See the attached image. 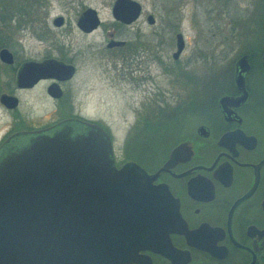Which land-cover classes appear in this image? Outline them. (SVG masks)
Here are the masks:
<instances>
[{"label": "flooded vegetation", "instance_id": "flooded-vegetation-1", "mask_svg": "<svg viewBox=\"0 0 264 264\" xmlns=\"http://www.w3.org/2000/svg\"><path fill=\"white\" fill-rule=\"evenodd\" d=\"M147 14L145 20L152 24L154 17L149 22ZM139 15L128 23L112 17L104 27L102 52L108 59L99 64L110 72L111 84L121 83L120 93L99 88L95 74L81 73L78 60L92 43L78 48L51 38L26 50L23 44H0L11 53L10 61L0 58L10 69L8 81L0 82V143L18 131L44 129L51 134L66 119L95 123L109 138L114 166L133 162L142 168L155 186V203L163 208L153 225L131 227L126 236L132 241L109 243L108 254L123 248L135 253L136 259L126 264H264L262 48L256 58L241 52L248 63L243 88L233 79V61L228 88H208L197 95L188 60L180 62L185 44L173 55L175 34L174 44H160L156 31L152 42H110L117 39L116 24L133 23ZM64 22L63 17L56 26ZM100 23L88 31L77 28L90 33ZM40 32L37 36L44 38L47 30ZM48 60L71 70L32 64L20 72L25 62ZM181 74L185 93L174 88ZM162 75L169 76L165 85ZM107 107L116 111L120 126L113 127L100 115ZM72 124V133L80 132L81 125ZM139 180L134 182L141 189Z\"/></svg>", "mask_w": 264, "mask_h": 264}, {"label": "water", "instance_id": "water-1", "mask_svg": "<svg viewBox=\"0 0 264 264\" xmlns=\"http://www.w3.org/2000/svg\"><path fill=\"white\" fill-rule=\"evenodd\" d=\"M140 9L137 0H113L110 12L128 23ZM62 18L56 15L53 24L59 25ZM147 20L152 21V14H147ZM98 23L91 6L84 7L76 19V26L84 31ZM110 42L122 44L124 40L111 38ZM175 44L174 56L184 44L179 31ZM0 58L10 61V51L0 48ZM261 58L264 64V40ZM32 64L61 65L51 60L28 61L20 72ZM61 66L71 70L70 65ZM247 69V54L237 55L233 79L238 88H243ZM72 123L81 125H77L80 132L72 133ZM56 126L51 134L44 129L13 132L0 143V264H126L135 260V253L124 248L113 254L107 250L109 243L132 241L126 236L131 227L153 225L163 212L153 198L150 176L133 162L116 168L109 138L99 125L66 119ZM134 179H140L141 189Z\"/></svg>", "mask_w": 264, "mask_h": 264}, {"label": "rangeland", "instance_id": "rangeland-1", "mask_svg": "<svg viewBox=\"0 0 264 264\" xmlns=\"http://www.w3.org/2000/svg\"><path fill=\"white\" fill-rule=\"evenodd\" d=\"M41 1L43 3L42 7H38V16L34 15L24 25L17 27L15 25V16H12L11 19H6L5 23L0 24V44H5L9 48L16 44H23L26 50L29 45L44 44L43 41L49 42L51 38L60 41L62 44H72L78 48H83L84 44L92 43L94 46L88 51L84 48L83 56H80L78 60L79 64H81V73L95 74L99 88L105 87V89L109 88L113 92L118 91L120 93L122 91L121 83L114 82L111 84L109 80L110 72L103 71L105 69L104 66L99 64L100 61L108 59L102 52V44L106 39L104 27L107 23L112 22L113 19L110 12L113 0H39V2ZM137 1L141 5L139 17L133 23L127 25L116 24L117 38H126L131 41L134 39H146L152 42L155 40L153 32L156 31L160 44H174V34L179 31L183 35L185 44L183 53L180 55V62L188 60L189 70L193 72L194 81H196V84L193 85L195 93L200 95L202 90L229 87V73L232 62L240 54L243 47H248L254 43V32L253 34L251 32L247 34L246 42H243V44L234 42L226 44L221 42V27L225 23L223 18L219 19L220 16H218L219 22L218 24H214L215 22L211 21L210 15L204 12L205 8L208 9L213 4L211 0ZM236 2L238 11L243 16L246 13H255V19H258V13L260 12L259 0H236ZM86 6L94 7L101 20L99 26L90 33L81 32L75 22L77 14ZM146 12L153 15L154 22L152 24L146 22ZM56 15H62L65 18V22L61 26H56L52 22L53 17ZM44 19L45 25L41 28L40 25ZM255 21L257 26L259 22ZM249 26L252 27V23ZM45 28L47 30L46 36L44 38L37 36V31L44 33ZM216 31H218L217 34H215ZM226 47L231 48L227 50L226 55H222L224 51L222 48ZM202 54L203 56H207L206 60H203ZM9 75V67L0 64V82H7ZM166 77L163 75L160 77L161 85H165ZM181 77H183V74L178 75L179 83L174 88L178 92L185 93L188 87L180 84ZM252 78L255 79L257 76H252ZM217 80H219V84L214 86ZM166 99L170 103L172 102L171 95L167 94ZM99 113L113 127L120 126V123L118 124L115 120L118 115L115 110L111 111L107 107Z\"/></svg>", "mask_w": 264, "mask_h": 264}, {"label": "trees", "instance_id": "trees-1", "mask_svg": "<svg viewBox=\"0 0 264 264\" xmlns=\"http://www.w3.org/2000/svg\"><path fill=\"white\" fill-rule=\"evenodd\" d=\"M213 4L206 9L205 13L210 15L211 21L218 24L217 17L223 18L224 25L221 27L222 37L221 42L230 44V42L241 43L246 42V37L249 32L253 34V44L248 47H243L241 52H247L249 57H259L261 46L264 40V12L263 1L259 0L260 12L258 19L255 13H246L244 16L238 11L236 0H211ZM42 1L39 0H0V24L5 23L6 19H11L15 16V25L17 27L24 25L27 20H30L34 15H37L38 7H42ZM256 12V11H255ZM260 19V20H259ZM259 23L256 26V21ZM252 23V27L249 25ZM217 26V25H216ZM218 31L215 32L217 34ZM224 36V37H223ZM231 47L222 48V55L227 54V50ZM221 49V50H222Z\"/></svg>", "mask_w": 264, "mask_h": 264}]
</instances>
